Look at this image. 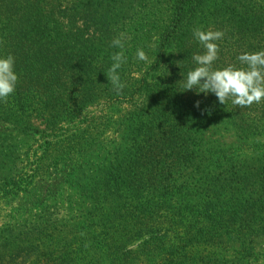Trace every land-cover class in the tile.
Wrapping results in <instances>:
<instances>
[{
  "label": "trees",
  "instance_id": "16d2710c",
  "mask_svg": "<svg viewBox=\"0 0 264 264\" xmlns=\"http://www.w3.org/2000/svg\"><path fill=\"white\" fill-rule=\"evenodd\" d=\"M67 1L70 5L62 11L58 5L64 0H0V58L12 55L15 69H24L14 93L6 102L0 100V110L7 112L5 117H0V139L8 140L4 135L8 129L5 125L12 123L14 130L42 139L46 146L41 161L35 160L34 155L28 156L30 167L16 176L18 181L6 177L8 179L0 185V190L5 192L2 197L17 196L23 186L28 189L40 172L45 174L41 168L43 162L47 168V175L43 177L50 179L34 186L37 200L66 191L68 187L77 190L79 184L75 178L79 169L75 165L77 161L91 158L100 144L96 133H90L94 118L87 124L85 108L104 94L113 95L110 101L115 103L114 108L125 102L135 106L128 127L133 143L129 163H119L107 172L104 185L107 188L115 185L118 191H125L136 200L137 203L126 205L125 214L130 218L139 216L140 226L146 228L155 209L145 195L153 198L170 195L174 170L182 166L191 147L197 144L190 142L195 124L207 122L215 114L232 115L238 119V126L244 128L253 124L260 129L262 124L264 126V99L242 108L233 105L231 100L222 105L212 93H200L198 89L186 91L183 87L187 72L196 67L193 54H200L187 47L193 36L191 27L208 0H172L169 18L156 42L153 63L134 84L123 82L121 95L112 88L102 87L106 79H102L101 74L96 78L100 81L90 83L94 69H109L112 54L119 51L110 47L116 39L117 28L113 25L111 31L110 25L103 21H98L99 25L92 10L95 0ZM98 1L112 4V0ZM238 4L241 10L234 19L237 22L227 21L228 25H233L232 30L224 32L227 46L219 47V59L212 66L214 70L230 65L243 67L237 59L239 55L264 51V0H238ZM80 15L85 18L82 28L76 25ZM177 47L184 49L178 56L175 55ZM165 62H171L173 69H163ZM197 102L199 107H196ZM35 120L41 121L46 130L35 128ZM66 122L70 126H65ZM67 132L73 133L63 138ZM51 137L56 141H50ZM7 172L11 173V169ZM241 177L238 174L231 183L241 184ZM27 181L30 184L27 185ZM216 186L213 182L207 183L208 195L200 198L199 213L195 211L188 219L187 229L180 237L179 245L183 248L219 247L225 236L246 245L256 237L258 214L251 212L254 207L251 199H244L245 202L238 199L234 204L235 195L226 200ZM240 195L243 194L238 197ZM171 234L151 235L142 252L151 247L150 252L155 250L154 256L157 257V253V258L171 264L181 249L172 241ZM135 258L140 260L137 255Z\"/></svg>",
  "mask_w": 264,
  "mask_h": 264
},
{
  "label": "rangeland",
  "instance_id": "374dc122",
  "mask_svg": "<svg viewBox=\"0 0 264 264\" xmlns=\"http://www.w3.org/2000/svg\"><path fill=\"white\" fill-rule=\"evenodd\" d=\"M78 1L84 3L88 0ZM171 3L172 0H112L113 6L101 4L98 0L92 3L97 22H107L110 27L114 25L113 28H117L116 38L124 34V48L119 51L124 52L126 63L118 70L122 83L134 84L153 63L156 42L169 18ZM69 5L64 0L58 6L66 11L64 9ZM239 10L238 0H208L191 27V33L194 28L229 32L233 25H228L227 21L236 23L234 19L238 18ZM84 22L85 18L80 15L77 27L82 28ZM191 37L187 45L189 51L203 54V47ZM224 40L216 41L219 47L227 46ZM138 49L145 52L147 60L136 58ZM183 51L177 47L175 55ZM164 65L163 69H173L171 62ZM94 71L90 83L100 81L96 78L101 74L102 79H106L102 87L113 89L103 75L108 69ZM15 72L20 77L24 69H15ZM99 86L101 88V83ZM111 97L104 94L85 108L87 124L94 118L90 133H96L100 144L91 158L77 161V190L68 187L66 191L37 200L34 186L50 179L43 177L47 175L45 162L41 165L45 174L40 172L35 182L28 189L23 186L17 196L2 197L5 192L0 190V264H167L157 258V253V257L154 256L155 250L150 252L151 247L142 250L146 242H150L151 235L167 232L172 233L170 238L179 245L188 219L195 211L197 214L200 211L197 208L200 198L208 195V182L218 185L220 195L226 200L235 195L234 204L238 199L243 202L244 199H251L254 205L251 212L258 214L256 237L244 245L242 241L229 240L225 236L219 247L214 248L198 245L183 248L180 244L181 249L171 264H264L263 124L260 129L253 124L242 128L232 115L225 117L218 114L210 116L207 122L196 123L190 142L197 144L191 147V153L186 155L182 166L174 170L170 195L166 198L145 195L155 209L145 228L140 226L142 219L139 216L130 218L129 214H125L126 205L135 204L136 200L127 192L118 191L115 185L112 188L104 185L107 172L120 164L129 163L133 143L128 127L135 106L125 102L114 108ZM6 114L0 110V117ZM33 123L35 128L46 130L41 121ZM64 125L70 126L68 122ZM5 127L8 129L4 135L8 140L0 139V185L8 178L14 177L18 181L16 176L30 167L28 156L34 155L35 160L41 161L46 147L44 140L33 139L21 130H14L12 123H7ZM72 133L67 132L63 138ZM49 140L56 141L52 137ZM70 140L67 141L70 143ZM9 169L12 174L7 172ZM238 174L242 176V183H231L238 178ZM238 194L243 195L238 197ZM244 195L250 197L245 198ZM136 255L140 260L135 258Z\"/></svg>",
  "mask_w": 264,
  "mask_h": 264
},
{
  "label": "clouds",
  "instance_id": "9594fccd",
  "mask_svg": "<svg viewBox=\"0 0 264 264\" xmlns=\"http://www.w3.org/2000/svg\"><path fill=\"white\" fill-rule=\"evenodd\" d=\"M123 36L113 39L110 47L123 49ZM193 37L203 47V54H193L192 60L196 67L187 72L183 87L188 90L198 89L200 93L214 94L218 102L224 105L228 100L239 107H250L264 99V51L244 53L237 57L243 67L228 66L222 69H213V63L219 59V46L216 41L222 40V31H203L193 29ZM136 58L147 60L145 52L138 49ZM112 64L107 71V79L117 95L122 94L125 84L121 82L118 70L126 57L123 51L113 53ZM15 59L12 55L0 58V100L6 102L14 93L18 81L15 72ZM196 107H199L197 102Z\"/></svg>",
  "mask_w": 264,
  "mask_h": 264
}]
</instances>
